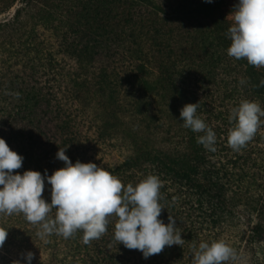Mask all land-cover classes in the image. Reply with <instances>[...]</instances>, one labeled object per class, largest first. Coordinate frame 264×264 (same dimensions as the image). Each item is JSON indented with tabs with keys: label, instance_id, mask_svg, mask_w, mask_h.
<instances>
[{
	"label": "rangeland",
	"instance_id": "1",
	"mask_svg": "<svg viewBox=\"0 0 264 264\" xmlns=\"http://www.w3.org/2000/svg\"><path fill=\"white\" fill-rule=\"evenodd\" d=\"M108 1L32 0L26 5V0H14L10 9L0 14V126L3 129L0 138H11L7 124L13 120L35 124L36 118L42 117L45 103L38 106L30 119L14 118L15 109L26 104L27 93L47 92L53 90V85L58 95L50 104L60 111L69 107L72 114L78 110L79 115L83 110L96 113L97 107L102 111L104 103L116 117L115 121L108 120L109 129L91 122L97 128L95 132L91 129L86 137L95 138L104 128L109 133L103 136L107 140L120 141L129 138L128 131L139 132L135 137L141 140V174L130 177L128 184L135 186L148 175L160 178L159 203L164 209L159 219L167 224L168 216L174 217L175 226L178 229L182 226L179 229L182 232L186 225L179 222L193 220L195 209L194 217L201 220L204 229L197 246L202 241L223 239L236 251V259L226 264H264V122L239 151L227 143L228 131L233 126L228 117L233 107L249 100L264 109V86H259L264 80V67L257 68L246 59L228 56L229 47L224 40L228 37L219 32L220 26L216 24L221 21L231 26L230 14L238 0H214L219 6L212 11L201 5L204 0H174L176 3L165 12L149 5H137L135 9L146 16H141L137 27L128 31L125 44L120 43L115 48L117 52L109 57L95 56L91 50L96 46L95 32L100 23L108 20ZM150 29L151 34L145 36ZM163 51H170L167 62L170 73L176 66L185 68L183 72L173 71V78L168 81H164L157 68L160 60L157 55ZM136 63L143 67L139 70ZM184 64H188L190 71ZM99 67H106L102 71L109 74L104 78L108 80L106 88L100 81L93 83ZM135 72L136 77L124 79ZM121 78L124 80L119 82ZM196 103H199L197 115L217 137L216 151L205 153L204 185L197 187L198 192L175 187L169 176L157 169H147L142 163L144 154L150 150L145 146L147 142L152 145V154L158 151L173 156L190 154V139L203 133L185 128L180 110L186 104ZM43 119L46 121L48 116ZM56 121L57 118L48 124L50 131L43 132L55 146L61 145L65 138V134L55 130ZM107 149L113 161H120L127 152L124 147ZM23 162L22 172L33 171L29 163ZM46 193L45 189L43 198L48 202ZM201 194L205 198L198 209L190 201ZM0 227L8 229L0 248L4 262L13 264L29 251L35 253L34 264L42 261L43 252L38 248L45 241L34 234L33 224L22 213L0 214ZM186 234L184 231L182 237ZM105 256L119 264L141 261V257L125 255L116 249L109 254L97 251L94 255L100 262H106Z\"/></svg>",
	"mask_w": 264,
	"mask_h": 264
},
{
	"label": "clouds",
	"instance_id": "2",
	"mask_svg": "<svg viewBox=\"0 0 264 264\" xmlns=\"http://www.w3.org/2000/svg\"><path fill=\"white\" fill-rule=\"evenodd\" d=\"M211 4L213 0H204ZM232 24L227 30L231 41L228 56L246 59L248 64L264 67V0H238L234 5ZM243 82V81H242ZM259 86H264V80ZM19 94L17 93V96ZM199 103L186 104L180 110L185 128L195 133L197 143L215 152L216 133L197 115ZM264 117V109L255 101L242 100L229 114L227 143L234 151L252 140ZM59 148L56 157L64 167L48 175L27 170L23 174L24 157L18 155L0 138V214L22 213L33 225H39L37 237L46 242L55 234L65 239L78 230L83 231L85 244L99 239L106 231L111 217L116 218L114 240L129 250H139L144 259L159 254L165 246H181L185 240L178 230L176 219L168 216V223L159 219L164 209L159 203L162 182L156 175H148L135 186H125L107 169L95 163L74 164ZM45 182L51 186V202L43 198ZM55 209V216L50 213ZM8 229L0 227V248ZM34 253L26 252L13 264H32ZM191 264H226L236 259V251L223 239L193 244Z\"/></svg>",
	"mask_w": 264,
	"mask_h": 264
},
{
	"label": "trees",
	"instance_id": "3",
	"mask_svg": "<svg viewBox=\"0 0 264 264\" xmlns=\"http://www.w3.org/2000/svg\"><path fill=\"white\" fill-rule=\"evenodd\" d=\"M11 1L14 2V0H0V14L10 9L13 4ZM30 1L32 0H26V3L24 2V4L27 5ZM175 3L174 0H109L108 20L106 23L99 24V27L95 32L96 37L94 44L96 46L91 49L92 52H94L95 56L107 55L109 57L117 52L115 48H118L120 43H123V45L125 44L124 38L129 37L128 31H133L134 28L137 27V24L141 22L139 20L140 17L145 15L144 13L141 14L140 10L135 9L137 5H149L155 10L165 12L167 8L172 6L171 4L174 5ZM201 5L206 8L207 11H212L219 6L218 2L214 0L211 4L203 2ZM100 8L102 10L103 5H101ZM216 24H218V27L220 26V29L218 28L219 32L227 37L229 26L221 21L216 22ZM150 34L151 29L146 31L145 36H149ZM151 39L155 42L153 37ZM196 39L197 37H195L194 41H196ZM224 40H226V45L230 47L231 41L228 38H225ZM84 48L85 46L83 49ZM168 52L170 53V51ZM168 52L163 51L157 55L160 58L157 62V68L159 70V75L163 76L164 81L173 78L171 75L173 71L183 72L185 70L184 67L179 68L176 66L171 73L169 72L170 66L167 62L169 61L170 55ZM84 65H88V63H85ZM184 65L188 66V64ZM135 67H139L140 70L143 66L142 64L140 65V63H136ZM105 68L106 67H99V70L94 74L96 79L93 80L94 84H97L100 81L99 83L103 85L104 88L107 87L108 83V80L104 78L109 76L107 72L102 71ZM188 70L190 71L189 66ZM126 71L127 70L125 69V72ZM136 75V72L131 73L124 77V79L136 77ZM100 76L102 79H98ZM124 79L121 78L118 81L122 82ZM136 81L140 82L138 79H136ZM51 86L53 90L38 93L37 95L36 93H27L25 97L26 104L20 105L15 109L16 111L13 113L14 118L23 121L30 119L31 116L36 113L40 104L45 103L46 108L42 117L38 116L36 118L37 122L35 124L34 122L32 124L31 121L26 123H14V120L7 124V130H9L8 133L11 138L6 136L4 137V140L9 147H12L10 150L23 156V161H26L27 164L29 163L33 171H38L42 175L45 170H47L48 175H51L54 171L64 167V163L59 161L56 157L59 148H67L65 154L73 164L76 161H80L81 163H95L97 166H101L117 176L125 186L128 185L130 177H133L134 174H141V140L135 137L139 132L136 131L132 133L131 131H128L127 134L129 138H122L123 140L120 141L118 139H105L103 137L104 135L109 136L107 130L109 129L108 120L110 118H113V120L116 118L112 112H109L110 108L106 104L103 103L101 107L102 111L97 107L94 110L96 113L83 110L80 111L79 115V111L76 110V113L72 114L69 107L60 111L57 106L53 107L50 104L54 98H56V95H58V91L55 92V86ZM71 95L75 97L74 93ZM99 115H101L100 120L96 122V118ZM44 116H48L46 121L43 119ZM56 118L57 121L54 128L56 127L55 130L65 134V138L61 140V145L58 144L55 146L48 138L44 137L43 132H46L47 130L50 131V129L47 128L48 124L52 121L55 122ZM91 122L95 124L100 123L101 126L107 127V129H102L101 133L98 132L95 138L88 139L86 134H88L91 129L95 132L97 128V126L91 124ZM72 125H74L73 129ZM1 128L2 127L0 126V129ZM4 132L7 133V131ZM2 134L3 133L0 132V136ZM147 143L148 144L145 143V146L149 147L150 150L148 151L149 153L144 154V157L142 158V163L145 168L157 169L169 176V181L174 183L175 187H187V189H195L194 191L198 192L199 189L197 187L204 185L202 171L204 169L205 153L207 150L201 144L197 143L196 137L190 139V154H184L181 156H173L172 154L162 153L161 151L152 154V145H149L151 144L149 142ZM123 147L127 152H124L122 159L120 161L110 160L112 154H110V151L107 148H117L120 150ZM161 154L163 155L161 156ZM15 173L23 174L20 169L14 170V174ZM45 189L47 192L46 194L49 197L47 200L50 203L51 186L48 185L47 182H45ZM202 198H205L202 194L198 197L194 196L193 201H190V204L199 209L201 207V202L203 201ZM195 211L196 210L193 209V220L191 221H186L185 219L178 217L179 219L184 220V222H179V224L186 225L183 226L184 230L181 232H187L186 236L182 237V239L185 240L184 244L181 246H165L161 253L155 254L148 259H144L139 250H129L125 248L123 244H119L118 241L114 240L116 218L111 217L107 231L99 239L92 240L87 244L83 241L82 230H78L67 239L55 234L47 237L44 246L40 245L38 248V250L43 252L42 261L37 262L36 264H119L116 259L108 258L107 256H105V258H107L106 262L97 261L94 257L97 251L103 254L104 252L109 254L114 249L125 255L141 257V261L135 259L136 264H191L190 258L192 256V246L193 244L197 245L196 243H198L197 241L202 236L201 234L204 230L201 225L202 223L200 222L201 220L194 217ZM50 215L53 217L55 216V209H53ZM38 229L39 226L33 225L34 234H36ZM0 264H8L3 261L1 255ZM32 264H34V261Z\"/></svg>",
	"mask_w": 264,
	"mask_h": 264
}]
</instances>
